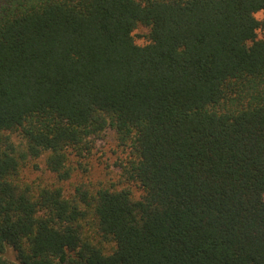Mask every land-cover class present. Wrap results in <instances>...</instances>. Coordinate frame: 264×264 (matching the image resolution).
Listing matches in <instances>:
<instances>
[{
	"label": "trees",
	"instance_id": "1",
	"mask_svg": "<svg viewBox=\"0 0 264 264\" xmlns=\"http://www.w3.org/2000/svg\"><path fill=\"white\" fill-rule=\"evenodd\" d=\"M109 127L141 195L23 176ZM0 264H264V0H0Z\"/></svg>",
	"mask_w": 264,
	"mask_h": 264
},
{
	"label": "rangeland",
	"instance_id": "2",
	"mask_svg": "<svg viewBox=\"0 0 264 264\" xmlns=\"http://www.w3.org/2000/svg\"><path fill=\"white\" fill-rule=\"evenodd\" d=\"M149 33V27L139 25L134 32L137 43L147 44ZM129 151V147L120 144L116 130L109 127L105 136L95 141L91 153L84 157L71 156L75 171L70 179L61 181L56 174L52 173L46 165V156L37 159L25 168L23 176L26 180L37 184L62 186L65 195L74 193L78 185L85 184L91 190L105 185H115L118 188L127 187L131 189L133 196L137 197L142 193L141 188L127 181L123 175V167L131 157ZM35 162L38 166L34 165Z\"/></svg>",
	"mask_w": 264,
	"mask_h": 264
}]
</instances>
